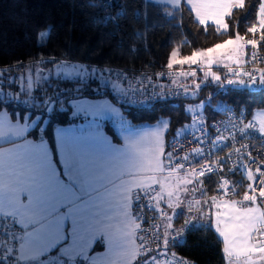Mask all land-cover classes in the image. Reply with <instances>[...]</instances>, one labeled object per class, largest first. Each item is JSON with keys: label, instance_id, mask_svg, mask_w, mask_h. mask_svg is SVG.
<instances>
[{"label": "trees", "instance_id": "obj_1", "mask_svg": "<svg viewBox=\"0 0 264 264\" xmlns=\"http://www.w3.org/2000/svg\"><path fill=\"white\" fill-rule=\"evenodd\" d=\"M97 2L0 0V111L6 110L12 118L26 113L31 117L39 116L28 135L41 137L52 151L54 128L77 120L69 105L77 98L106 97L120 107L134 125L168 119V162L162 172H158L161 174L169 172L167 169H170L173 157L170 143L175 138L184 137L187 131L205 129L209 140L214 123L224 111L245 109L247 116L251 117L254 110L264 107V81L261 88L239 87L235 81V86H229L223 83L230 82L222 77L224 67L214 68L215 76L212 77L210 73L206 75L207 71L199 65H195L198 69L194 70L200 85L197 81L195 87L190 86L177 76L182 72L180 69L187 68L188 59L199 52L236 37L244 42L252 39L260 0H243L233 7L226 17L227 29L224 31L212 24H200L183 3L170 7L148 0H122L120 18L115 23H108L101 20ZM44 28H48L47 38L38 44V33ZM173 54L175 59L171 64ZM57 62L79 63L99 69L118 90L114 92L110 84L102 85L100 82L105 79L101 77L100 81L98 76L88 81L50 77L31 84L27 68L32 69L34 78V69ZM109 65L123 67L128 72L144 71L145 77L138 81L155 92L179 85L184 93L176 98L163 97L146 106L127 105L119 100L120 94L124 93L122 82L113 79L104 68ZM168 68L179 70L172 79L164 77V70ZM258 73V77H264V64ZM218 75L222 83L216 81ZM199 104L201 113L195 116L194 110L198 108L195 106ZM103 128L113 140L120 141L110 123L104 122ZM200 153H203L200 148L191 151L189 159L198 160ZM195 164L198 165V161ZM238 173L233 176L234 180ZM183 175L190 176L188 173ZM215 177L204 181L207 195L211 192L213 195ZM192 178L196 183L193 175ZM243 184L241 191L247 188ZM148 212L149 217L151 213L156 214L155 210ZM206 216L199 217L198 225L187 229L183 240L170 244V248L193 264H225L222 243ZM178 222L176 218L174 223ZM0 264L7 262L0 257Z\"/></svg>", "mask_w": 264, "mask_h": 264}, {"label": "crops", "instance_id": "obj_2", "mask_svg": "<svg viewBox=\"0 0 264 264\" xmlns=\"http://www.w3.org/2000/svg\"><path fill=\"white\" fill-rule=\"evenodd\" d=\"M148 1L168 6L166 0ZM169 1L170 7L191 2ZM238 39L237 45L229 47L231 60H212L214 66L246 62L249 42ZM215 56L212 53L211 57ZM38 121L39 116L26 113L12 118L6 110L0 111V216L10 217L19 228V264H129L130 260L134 264L139 253L133 196L158 182V204L165 211L160 223L165 245L170 247L180 237L182 241L189 229L181 232L175 226L183 229L198 220L185 200L182 206H174L179 222L174 223V219L169 223L170 183L163 179L165 176H155L160 170L141 168L140 160L131 161L130 151L121 149L120 138L115 141L104 131L102 120L77 117L55 127L53 151L41 137L28 135ZM186 177L191 178L192 186L197 183L193 188L203 201L207 200L206 210L210 199H215L212 192L207 195L204 181L194 183L192 176ZM259 246L264 247V243ZM230 259L225 255V264ZM236 259L232 264H264V249Z\"/></svg>", "mask_w": 264, "mask_h": 264}, {"label": "rangeland", "instance_id": "obj_3", "mask_svg": "<svg viewBox=\"0 0 264 264\" xmlns=\"http://www.w3.org/2000/svg\"><path fill=\"white\" fill-rule=\"evenodd\" d=\"M168 6L172 4L171 1L166 0ZM189 1V0H188ZM188 3V7L195 15L197 21L202 24H212L219 30H226V17L229 15L231 9L240 5L243 0H190ZM171 6H177L171 5ZM257 27L252 29L253 32L259 31L260 29L264 30V0H260L257 17H256ZM256 26V25H255ZM48 28H44L39 31L37 36L38 44H42L45 42L47 38ZM239 39L236 37L228 42H225L222 45H218L208 51L199 52L195 54L193 57L184 60V63L188 64L187 68H182V72H179L177 75L180 81H184L190 86L195 87L199 82L196 79V71L194 69H198V66H201V69L206 70L207 73H210L212 77L215 76V73L211 68L214 66L213 62H216V59L223 60H231V56H228L230 51L229 47L237 45ZM242 43V42H241ZM248 43V40H247ZM264 44V41L262 42ZM251 45V43H249ZM242 46L244 44L242 43ZM254 50V45L251 46ZM252 49L249 48V54L252 53ZM241 55L244 56V48H241ZM212 53L216 54L215 59L212 58ZM211 54V56H210ZM240 54L237 57V61L239 60ZM174 54L172 55L171 64L175 58ZM211 59V61H210ZM236 61V62H237ZM248 62V59H246ZM215 69L223 68L216 67ZM28 73L27 77L32 83H36L41 81L42 78H63V79H78L81 81H88L90 78H94L98 76L100 79L103 76V73L99 69H94L91 67H86L83 64L79 63H69V62H57L52 66H48L46 68H37L34 69V73L36 77L33 78L32 69L27 68ZM244 72V71H243ZM206 75L202 74V77H206ZM240 77L238 79L232 78L230 82L225 83L220 80L218 75L217 82L228 84L229 86H235L234 81L238 83L239 87H244L248 89L261 88L263 86L264 77H258V71L254 75V78L247 77L249 79L242 80L241 77H246L242 72L239 74ZM224 76V75H223ZM222 76V77H223ZM104 81L100 83L102 85L110 84L111 88L114 89V92L117 91L115 83L111 82L109 78L104 77ZM198 81V82H197ZM179 82V81H178ZM201 82H199V85ZM196 93V92H195ZM115 94V93H114ZM118 94V93H117ZM203 104V103H202ZM70 109L73 115L80 118H90V119H98L102 120V122H108L113 127L115 133L121 139V143L119 146L121 149H125L130 151V159L134 163L137 160H140L141 166H147L153 170H162L164 169L166 163L168 162V153L166 151V146L168 144L167 133L169 132V121L166 118H162L155 123H142L138 125L132 124L126 114L122 111L120 107L115 105L110 99L106 97L102 98H77L71 100L69 102ZM198 108L194 110V115H200L201 104L196 105ZM253 116V117H252ZM250 118V122L253 126L261 127V130L264 131V107L258 108L253 111V115ZM189 128V127H187ZM169 135V134H168ZM110 143L113 141L107 135ZM115 145V142H114ZM178 151L181 148L179 145ZM179 157V155H178ZM129 159V156L128 158ZM128 166V165H127ZM137 169V166L135 167ZM142 168V167H141ZM169 169H167V172ZM166 172V173H167ZM253 173L251 171H244L243 174L249 181L244 183V186L247 188L243 191L240 190L241 180H238L236 183L238 193L235 196L226 198L224 200L221 199H210L211 204L206 208V201L202 200L199 196V192L195 191V188L198 186L197 183L192 186L191 178L186 177L183 173L177 172H168L155 174L156 177L163 179H167L170 183V198L172 199L171 205H168V221L169 223L175 219L177 215V211H174V206L179 204L182 206L183 201L189 202L190 199L195 198L194 206L201 207L196 210H192V213H195L196 219L200 217L199 214L207 213V217L205 219L210 220L209 226L216 232L218 238L222 243L223 255H228L231 257L230 263H233L234 258L242 257L250 252L256 253L261 249H264L263 246H255L256 242L255 238L258 241L264 240V214L262 206L260 205V201L256 199V197H251L250 199L243 197L246 192L251 190L253 184ZM190 176H192L190 174ZM188 179V180H187ZM154 187H160V183H156ZM151 188V187H149ZM148 189V188H147ZM247 189H249L247 191ZM185 195L188 199H185ZM204 197V196H203ZM242 197V198H241ZM217 200V201H216ZM241 201H247V205L245 203H241ZM250 200V201H249ZM158 207V200L155 202ZM181 204V205H180ZM205 210V211H204ZM163 220V219H162ZM195 221L194 223H196ZM161 223V221H160ZM192 225L185 224L184 228L180 226H175L174 229L178 231H184V229L191 228ZM173 228V227H172ZM137 240V236H136ZM181 241V237L178 242ZM236 259V260H237ZM131 260L129 261V264ZM133 263V262H132Z\"/></svg>", "mask_w": 264, "mask_h": 264}, {"label": "built area", "instance_id": "obj_4", "mask_svg": "<svg viewBox=\"0 0 264 264\" xmlns=\"http://www.w3.org/2000/svg\"><path fill=\"white\" fill-rule=\"evenodd\" d=\"M97 9L103 22L115 23L122 14L123 3L122 0H98ZM253 33L256 37L253 35L248 42L251 43L249 48L252 49L251 46L254 45V50L252 49V53L249 54L248 62L241 66L224 67V80L238 79L241 72L246 76L241 77L242 80L249 79L247 77L254 78L256 72L263 66L264 30L260 29ZM104 68L113 79L122 82L124 93L119 100L127 105L146 106L163 97L176 98L184 93L179 85L168 86L162 92H155L152 88L143 86L138 79L145 77L144 71L128 72L123 67L110 65ZM164 71V77L172 79L179 70L168 68ZM250 118L245 109H229L214 123L209 140L205 129L187 131L184 137L175 138L170 143L173 157L169 172L192 174L200 181L216 176L213 196L221 200L237 195L238 180H241V183L246 181L248 183L249 178L243 175L244 171L254 172L251 190L247 189L249 191L243 197L248 199L256 197L264 214V131L256 125L253 126ZM179 145L181 148L178 151ZM197 148L203 151L200 158L189 159V153ZM197 161L198 165L195 164ZM236 173L238 176L234 180L233 176ZM159 192L160 190L153 186L139 190L133 196L134 214L139 223L135 243L139 255L135 264H193L163 243L160 219L165 217V211L155 203ZM194 199L186 201L189 210H198L201 207L194 206ZM238 201L247 204V201ZM149 210H155L156 214L151 213L149 217ZM204 214H200V217ZM197 225L196 222L193 226ZM18 232L19 228L10 217L0 216V257L4 258L7 264H19Z\"/></svg>", "mask_w": 264, "mask_h": 264}, {"label": "water", "instance_id": "obj_5", "mask_svg": "<svg viewBox=\"0 0 264 264\" xmlns=\"http://www.w3.org/2000/svg\"><path fill=\"white\" fill-rule=\"evenodd\" d=\"M223 160V159H222ZM196 181H198V179H196ZM263 243H264V241H262ZM261 241H256L255 243H254V245L255 246H259L261 243H262Z\"/></svg>", "mask_w": 264, "mask_h": 264}]
</instances>
